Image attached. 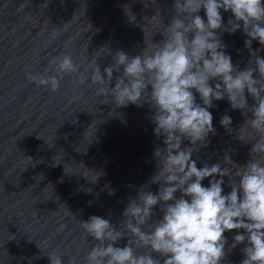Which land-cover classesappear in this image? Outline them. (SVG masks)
Listing matches in <instances>:
<instances>
[{"label": "water", "instance_id": "obj_1", "mask_svg": "<svg viewBox=\"0 0 264 264\" xmlns=\"http://www.w3.org/2000/svg\"><path fill=\"white\" fill-rule=\"evenodd\" d=\"M173 2L0 0V264H50L49 253L63 254L64 264L70 257L84 264L95 241L81 221L96 215L119 228L141 186L158 191L150 180L157 168L153 153L163 147V137L154 134L149 104L115 108L110 98L96 94L90 80L80 84L77 74H64L56 92L30 82L28 75H55L49 62L63 55L86 72L101 48L123 50L130 57L141 54L163 39L161 32L175 15ZM198 14L206 20L203 9ZM221 14L225 25L234 18L230 11ZM218 35L233 65L245 69L252 57L242 24L234 33ZM252 50L264 58L258 41H252ZM96 59L102 72L113 62L107 52ZM209 111L215 134H209L207 147L193 153L197 167H223L226 153L245 165L252 144L241 142L237 132L247 117L233 110L226 97L214 100ZM224 115L231 117L232 132L220 123ZM188 144L184 141L182 147ZM210 179L203 185L209 186ZM223 179L227 194L231 188L228 177ZM154 213V219L162 218L159 205ZM242 232H225L228 245L221 264H240L245 258V244L228 250ZM126 244L127 237L116 246Z\"/></svg>", "mask_w": 264, "mask_h": 264}, {"label": "clouds", "instance_id": "obj_2", "mask_svg": "<svg viewBox=\"0 0 264 264\" xmlns=\"http://www.w3.org/2000/svg\"><path fill=\"white\" fill-rule=\"evenodd\" d=\"M173 8L163 39L150 49L130 57L123 50L101 48L96 58L107 52L113 59L103 72L96 58L80 72L72 57L63 55L49 62L55 75H28L30 82L56 92L64 74H77L80 84L90 80L96 94L110 98L115 108L147 103L154 109V134L163 137V147L153 153L157 168L150 180L159 185L158 191L141 186L125 207L119 228L96 215L81 221L95 241L84 264H221L228 245L224 234L231 230H243L228 248L245 244L240 264H264V58L252 50L253 40L264 46V0H174ZM201 9L206 20L198 14ZM221 10L234 17L227 25ZM241 24L252 57L243 70L233 65L218 35L234 33ZM225 97L247 117L237 138L252 144L250 159L238 165L226 153L223 167L215 163L198 168L193 153L207 147L209 134H215L209 109ZM220 123L233 131L230 116L224 115ZM184 141L188 146L182 147ZM224 177L231 188L227 194ZM206 178H211L207 187L202 183ZM157 205L163 215L154 219ZM125 237L127 244L116 246ZM45 255L50 264H64L63 254ZM68 264L79 262L70 257Z\"/></svg>", "mask_w": 264, "mask_h": 264}]
</instances>
